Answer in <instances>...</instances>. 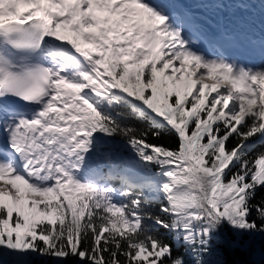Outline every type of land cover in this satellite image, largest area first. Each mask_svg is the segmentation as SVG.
<instances>
[{"label":"snow or ice","instance_id":"snow-or-ice-1","mask_svg":"<svg viewBox=\"0 0 264 264\" xmlns=\"http://www.w3.org/2000/svg\"><path fill=\"white\" fill-rule=\"evenodd\" d=\"M237 42L181 0H0V264L264 244V33Z\"/></svg>","mask_w":264,"mask_h":264},{"label":"trees","instance_id":"trees-1","mask_svg":"<svg viewBox=\"0 0 264 264\" xmlns=\"http://www.w3.org/2000/svg\"><path fill=\"white\" fill-rule=\"evenodd\" d=\"M159 143L163 144H170L174 143V141L170 137H164L162 140L157 141ZM261 149H257V151H260ZM121 155L127 156V153H122ZM260 193H258L259 195ZM161 235L163 236V230H160ZM166 242L171 243V238L170 237H164ZM182 251V249L180 250ZM262 253H264V244H262L257 238V241L250 247V249L247 252H236L234 254L227 255L225 259H227L230 262H240V264H246V262L250 260H255V261H261V256ZM179 254V253H177Z\"/></svg>","mask_w":264,"mask_h":264},{"label":"bare ground","instance_id":"bare-ground-1","mask_svg":"<svg viewBox=\"0 0 264 264\" xmlns=\"http://www.w3.org/2000/svg\"><path fill=\"white\" fill-rule=\"evenodd\" d=\"M217 1H219V3H233V2H235V1H237L238 2V0H208V3L210 2V3H212V4H216V3H214V2H217ZM240 2L241 1H244V3H247L248 4V8L247 9H241L240 11L238 10V11H236L235 12V15H234V17H236V14H238V15H240L241 17H242V19H244V17H245V19L246 18H248V17H251V18H256L257 19V21H259L260 20V18L261 19H263L264 18V9L263 10H261V7H262V5H261V0H239ZM208 3H206V4H208ZM198 4H202V1H199L198 0ZM205 8V7H204ZM209 8H205V10H208Z\"/></svg>","mask_w":264,"mask_h":264}]
</instances>
